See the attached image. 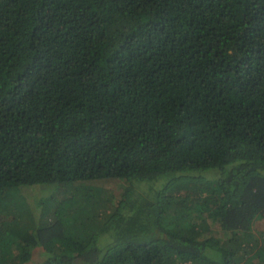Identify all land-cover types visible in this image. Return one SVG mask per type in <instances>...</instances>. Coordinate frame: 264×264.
I'll use <instances>...</instances> for the list:
<instances>
[{
    "label": "trees",
    "instance_id": "trees-1",
    "mask_svg": "<svg viewBox=\"0 0 264 264\" xmlns=\"http://www.w3.org/2000/svg\"><path fill=\"white\" fill-rule=\"evenodd\" d=\"M0 264H264V0H0Z\"/></svg>",
    "mask_w": 264,
    "mask_h": 264
},
{
    "label": "rangeland",
    "instance_id": "rangeland-1",
    "mask_svg": "<svg viewBox=\"0 0 264 264\" xmlns=\"http://www.w3.org/2000/svg\"><path fill=\"white\" fill-rule=\"evenodd\" d=\"M36 190H38V188Z\"/></svg>",
    "mask_w": 264,
    "mask_h": 264
}]
</instances>
